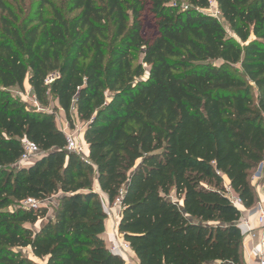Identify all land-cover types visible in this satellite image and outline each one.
I'll use <instances>...</instances> for the list:
<instances>
[{
  "label": "trees",
  "instance_id": "1",
  "mask_svg": "<svg viewBox=\"0 0 264 264\" xmlns=\"http://www.w3.org/2000/svg\"><path fill=\"white\" fill-rule=\"evenodd\" d=\"M212 3L232 35L206 12ZM3 12L0 264H37L27 248L44 264H124L102 238L100 193L120 200L117 230L138 264H242L231 195L245 209L259 200L264 0H40L21 23ZM26 84L70 129L86 123L87 158L66 149L53 113L12 94ZM23 139L41 151L27 165ZM53 195L52 215L21 206Z\"/></svg>",
  "mask_w": 264,
  "mask_h": 264
},
{
  "label": "rangeland",
  "instance_id": "2",
  "mask_svg": "<svg viewBox=\"0 0 264 264\" xmlns=\"http://www.w3.org/2000/svg\"><path fill=\"white\" fill-rule=\"evenodd\" d=\"M49 1H53L55 4H57L59 2V0H49ZM39 2H40V0H0V26H1L2 17L6 16V13L3 12V8L4 7H9L10 9H12V11L18 17V22L21 23V22H24V21H26V20H28L30 18H33L35 16V11H36V9L38 7ZM43 9L46 12V16H49L51 14L49 5H45L43 7ZM206 12L213 14L214 16L218 17L221 20L220 14L218 12V9H217V6H216L215 3H212L210 8H208L206 10ZM142 20H143V31H144L143 34H144V36L145 37L154 36L156 34V31H155V27L153 25V20H152L151 16L148 15V14H145L142 17ZM221 22L223 23V25L226 28V30L228 31V33L232 35L233 33L229 29V26L223 20H221ZM136 62L137 61H135V63ZM28 88L29 87L26 84L24 91H18L17 89H15V90L12 91V94L15 97L20 98V100L22 102H24L25 104H27L29 107L36 108V109L43 108V110L45 112L53 113L54 116H55V119H56L57 126L60 128L59 124L61 123L62 119L63 120L65 119V116H64V118H62V116L59 115V111H58V109L56 108V105H55L56 101L53 100V98L51 96H49L48 100H47V105L42 107L39 103H35L36 101L34 99V96H33L32 92L28 91ZM104 96H105V100L106 101H109L111 99L112 93L108 90V87H106V89L104 91ZM65 123H66V127H68L67 129L75 135L77 141L84 143V139H82L81 135H82V132L85 131L86 123L85 122H80L79 120L75 119L74 126H73L72 129H70V127H69L68 123L66 122V120H65ZM254 173L255 172H253V170H252L251 174H250L251 181H253V179H254ZM254 188H255V190H256V192L258 194V197L260 196L261 199H262L263 194H262V186H261L260 182H258L254 186ZM100 195H101V193H100ZM57 197H58V195H53L49 199H46L44 201V203H45L44 206L49 208L48 215H52V213H53L52 207H53V205L56 204ZM232 197L233 196H231V198ZM110 206L113 207L112 209L115 211V214H117V211H119V209H120L118 200L116 202H114L113 205H110ZM108 217H110V214H107V218ZM113 220H114V217H113ZM38 224H40V223L38 222L36 226H38ZM114 229H115V226L113 227V230ZM115 240L117 242V238L116 237H115ZM24 251L37 264H44V261L38 260L36 258H33L32 255H31V252H30V250L28 248L25 249Z\"/></svg>",
  "mask_w": 264,
  "mask_h": 264
},
{
  "label": "crops",
  "instance_id": "3",
  "mask_svg": "<svg viewBox=\"0 0 264 264\" xmlns=\"http://www.w3.org/2000/svg\"><path fill=\"white\" fill-rule=\"evenodd\" d=\"M28 91L31 92L30 87L28 88ZM55 103H56L55 104L56 108L59 111V115H61L62 118H64L63 110L59 108L57 102ZM59 125L65 127L66 126L65 119L64 120L62 119ZM83 135H84V131L82 132V135H81L82 139H84ZM84 145H85V155L87 158L88 157V145L85 143V141H84ZM260 165H262L260 175L256 176V173L260 167L259 166L256 172L254 173V179L251 182L253 186H255L258 182H260L262 186V194L264 195V161ZM94 188L96 191L100 192L97 183H95ZM101 200H102V204H103V208L105 212L107 214H110V217L106 218L105 220V231L102 234V238L106 244V247L111 251L112 246H114V244L116 243L114 232L115 230L117 231L118 223L120 220L121 205L119 203L120 209L119 211H117V214H115V211L112 209L113 207L110 206L107 196L105 194L101 193ZM260 202H261V197L259 196L258 202L251 208L245 209L242 206L240 207L242 216L240 218L238 225L241 229L242 236H243L242 246H241L242 264H259L257 258L254 256V254L251 251L252 247L257 243V240L252 239V236L250 235L249 230L252 229L253 232L256 233L257 235L260 234L259 226L257 224L258 209H259ZM112 216L114 217V220ZM114 226H115V229L113 230ZM121 257L123 258L125 263L128 262V264H138V259L132 250L128 251L127 253H123Z\"/></svg>",
  "mask_w": 264,
  "mask_h": 264
},
{
  "label": "built area",
  "instance_id": "4",
  "mask_svg": "<svg viewBox=\"0 0 264 264\" xmlns=\"http://www.w3.org/2000/svg\"><path fill=\"white\" fill-rule=\"evenodd\" d=\"M51 80L52 78H49L48 82H51ZM35 103H37V101ZM37 110H41V109H37ZM67 128L68 127L66 126L65 127L60 126L61 131L65 134L66 137V142H67L66 149L70 152H74L86 158L84 143L77 141L75 135L72 132H70ZM22 146H23V154L21 155L18 163L20 165H27L33 162L41 154V151L39 150L37 145L27 139L22 140ZM231 199L234 205L236 206L239 205L241 207V203L239 199H237L235 196H233ZM44 201L45 200L43 201L36 200L34 198L29 197L21 201V206L25 209L36 210L39 207L45 205ZM257 224L259 226V232H260L259 235L254 233L252 229L249 230L252 239L257 240V243L252 247L251 251L254 254V256L257 258L259 264H264V195L259 204ZM114 236L117 238V242L114 244V246H112L111 251L113 253L115 252V254L117 253L119 256H122L123 253H127L128 251L131 250L129 243L123 239L122 235L118 232V230L117 231L115 230ZM124 264H128V263L124 262Z\"/></svg>",
  "mask_w": 264,
  "mask_h": 264
},
{
  "label": "water",
  "instance_id": "5",
  "mask_svg": "<svg viewBox=\"0 0 264 264\" xmlns=\"http://www.w3.org/2000/svg\"><path fill=\"white\" fill-rule=\"evenodd\" d=\"M261 167H262V165H260V167H259V169H258V171H257V173H256V176H259V175H260ZM119 203H120V200H119Z\"/></svg>",
  "mask_w": 264,
  "mask_h": 264
},
{
  "label": "bare ground",
  "instance_id": "6",
  "mask_svg": "<svg viewBox=\"0 0 264 264\" xmlns=\"http://www.w3.org/2000/svg\"><path fill=\"white\" fill-rule=\"evenodd\" d=\"M239 208H240V206L239 205H237Z\"/></svg>",
  "mask_w": 264,
  "mask_h": 264
}]
</instances>
